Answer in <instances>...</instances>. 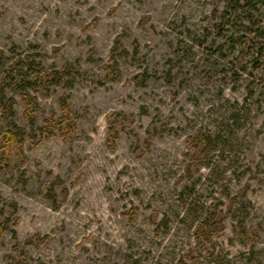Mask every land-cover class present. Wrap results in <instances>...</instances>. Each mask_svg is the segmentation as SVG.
I'll return each mask as SVG.
<instances>
[{
    "label": "rangeland",
    "instance_id": "374dc122",
    "mask_svg": "<svg viewBox=\"0 0 264 264\" xmlns=\"http://www.w3.org/2000/svg\"><path fill=\"white\" fill-rule=\"evenodd\" d=\"M0 88V264H264V0H0Z\"/></svg>",
    "mask_w": 264,
    "mask_h": 264
},
{
    "label": "trees",
    "instance_id": "16d2710c",
    "mask_svg": "<svg viewBox=\"0 0 264 264\" xmlns=\"http://www.w3.org/2000/svg\"><path fill=\"white\" fill-rule=\"evenodd\" d=\"M32 66L36 67L38 66L41 71H45V67L37 62H32ZM72 65H67L64 67L63 73L70 72L72 69ZM111 72L114 74V77H119L121 75V72L119 70V63L117 62V59L113 60V64L110 67ZM60 75V72H46L43 75L36 76L33 78V83L37 86L38 91L42 93L43 96L49 95L50 89L53 85L56 83V79ZM19 82L17 83V86L22 90V101H23V107H24V113L25 116L30 120H35V115L39 112L40 104L37 96L31 95L27 92V87L30 84L28 80V74L23 70H19ZM17 102L14 99H8L4 89L0 88V110L3 114V116L12 118L16 114L15 106ZM68 109V108H65ZM61 127L58 125V122L55 120V118H52L50 120H47L44 128L42 129V134L44 137L52 138L56 135V132L61 131L60 134H62L63 138L67 139L68 137H74V133L76 130V126L73 122L69 120V118L66 116L60 121ZM61 128V129H60ZM25 142V132L22 129L17 128L15 125H10L9 130L4 134L2 137V141L0 144V159L1 155L2 158L4 157L5 153L8 152V149L12 148H23ZM39 142H34L33 145H37ZM7 158V157H6ZM10 159L9 157L7 158ZM2 204V199L0 196V205ZM12 205V204H11ZM11 207V206H10ZM14 211L12 212V215L15 216L18 208L17 205H12ZM11 207V208H12ZM5 214L4 207L0 209V215L3 217ZM16 225V220L12 222L10 218H4L0 221V235L5 232H11L13 234V237L17 239V232L12 229L13 226ZM214 229L213 223L208 222L206 226L203 228V232H201L205 236H209V233H211ZM198 234V233H197ZM25 257V256H24ZM26 258H23V260H20L17 262V264H26L25 263Z\"/></svg>",
    "mask_w": 264,
    "mask_h": 264
}]
</instances>
